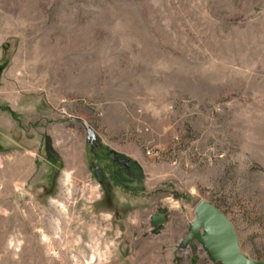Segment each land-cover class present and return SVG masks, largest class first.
<instances>
[{
  "label": "rangeland",
  "instance_id": "1",
  "mask_svg": "<svg viewBox=\"0 0 264 264\" xmlns=\"http://www.w3.org/2000/svg\"><path fill=\"white\" fill-rule=\"evenodd\" d=\"M0 264H264V0H0Z\"/></svg>",
  "mask_w": 264,
  "mask_h": 264
},
{
  "label": "water",
  "instance_id": "2",
  "mask_svg": "<svg viewBox=\"0 0 264 264\" xmlns=\"http://www.w3.org/2000/svg\"><path fill=\"white\" fill-rule=\"evenodd\" d=\"M70 121L80 124L86 132L87 141L92 144L96 140L94 131L81 118L70 117ZM194 223L196 229H203L205 242L210 249L217 255L224 252V247L234 242L231 227L225 216L211 204L202 201L194 208ZM163 214L153 215L151 224L155 226L153 232L157 233L161 229V224L164 222Z\"/></svg>",
  "mask_w": 264,
  "mask_h": 264
}]
</instances>
